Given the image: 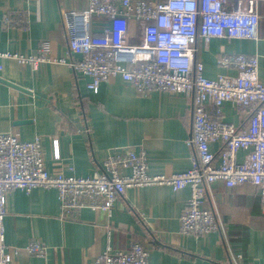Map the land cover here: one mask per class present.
Returning <instances> with one entry per match:
<instances>
[{
	"label": "crops",
	"instance_id": "obj_1",
	"mask_svg": "<svg viewBox=\"0 0 264 264\" xmlns=\"http://www.w3.org/2000/svg\"><path fill=\"white\" fill-rule=\"evenodd\" d=\"M88 7L89 0H0V52L29 56L37 54L43 40L52 44L51 61L36 71L0 58V78L17 86L0 81V133L15 134L23 142L41 138L51 172L92 176L112 151L140 146L146 150L150 174L189 171L193 150L187 144L192 118L188 96L142 95L120 77L102 82L94 91L88 88L90 78L70 64L80 56L57 62L67 52L61 12ZM16 13L29 17V28L5 30L2 18ZM259 14L258 40L200 41L197 58L206 78L238 74L219 66L222 55H258L264 83V3ZM223 119L239 128L246 125L230 103L223 108ZM218 148L211 145L214 153ZM246 155L241 152L239 160ZM190 196L189 187L130 188L110 214L86 208L78 220L65 221L57 190H14L7 200L5 240L13 264H93L108 248L126 251L135 241L148 248L149 264H232L239 254L244 257L241 264H264V211L254 186H211L203 208L225 225V239L220 233L197 237L181 232L180 219ZM32 240L47 248L44 257L26 252Z\"/></svg>",
	"mask_w": 264,
	"mask_h": 264
},
{
	"label": "built area",
	"instance_id": "obj_2",
	"mask_svg": "<svg viewBox=\"0 0 264 264\" xmlns=\"http://www.w3.org/2000/svg\"><path fill=\"white\" fill-rule=\"evenodd\" d=\"M262 3L264 0H89L83 12L62 11L67 52L57 62L64 64L73 55L80 56L70 64L90 78L89 89L96 91L102 82L120 77L142 95L169 92L190 98L187 144L193 150L192 168L169 176L150 174L146 150L140 146L112 151L92 176L51 172L46 168L41 138L23 142L15 134L0 133V264H13L4 222L8 196L14 190L55 189L61 219L76 221L86 208L110 214L130 188L169 186L180 191L189 187L191 196L180 226L183 234L197 237L220 233L226 238L220 218L203 208L217 182L228 188L254 186L264 211V83L259 77V56L222 55L219 66L238 74H222L215 80L204 76V66L197 58L201 40H258ZM2 25L5 30H26L30 20L16 13L5 15ZM51 55L50 40H43L34 55L0 52V58L17 60L35 71L50 62ZM226 103L245 120L244 127L223 119ZM215 143L218 153L211 150ZM243 151L247 155L241 162ZM25 250L36 257L47 252L38 240H32ZM243 258L240 254L232 257V264H241ZM93 264H149V250L135 241L126 251L108 248Z\"/></svg>",
	"mask_w": 264,
	"mask_h": 264
},
{
	"label": "water",
	"instance_id": "obj_3",
	"mask_svg": "<svg viewBox=\"0 0 264 264\" xmlns=\"http://www.w3.org/2000/svg\"><path fill=\"white\" fill-rule=\"evenodd\" d=\"M0 81H3L4 83H6V84H8V85L14 86L13 84H11V83H9V82H6V81H4V80H2L1 78H0ZM14 87H17V86H14ZM19 89H21V88H19ZM84 115H85V114H84Z\"/></svg>",
	"mask_w": 264,
	"mask_h": 264
}]
</instances>
